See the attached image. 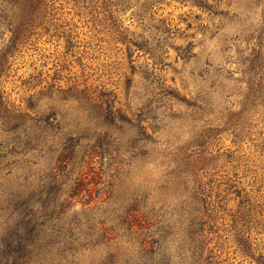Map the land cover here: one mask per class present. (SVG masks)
Listing matches in <instances>:
<instances>
[{"label": "trees", "instance_id": "16d2710c", "mask_svg": "<svg viewBox=\"0 0 264 264\" xmlns=\"http://www.w3.org/2000/svg\"><path fill=\"white\" fill-rule=\"evenodd\" d=\"M73 1L99 17V41L125 55L126 102L101 85L91 91L66 76L82 54L55 0H0V264H81L86 251L98 250L97 264H234L229 254L239 263L264 264V25L222 36L243 23L237 11L245 0ZM246 1L251 8L262 2ZM170 2L189 7L183 30L157 17L159 5ZM131 7L138 31L123 24ZM194 8L218 18L213 30L193 25L201 20ZM198 32L203 39H195ZM206 36H222V45L208 50ZM43 37L62 41L53 71L20 79L25 94L14 104L4 84L16 60L41 51ZM169 50L206 88L195 93L184 77L180 89L174 78L166 84L161 72L171 67ZM139 57L148 62L137 65ZM228 81L239 97L227 92L229 105L215 110L211 97ZM177 104L188 111L174 110ZM224 136L233 148L219 146ZM244 142L253 146V157L239 154ZM81 147L85 163L99 152L134 184L129 201L104 209L99 221L68 214L77 202L90 204L76 198L89 191L91 170L69 177ZM150 166L161 170L160 177ZM135 175H141L136 182Z\"/></svg>", "mask_w": 264, "mask_h": 264}, {"label": "rangeland", "instance_id": "374dc122", "mask_svg": "<svg viewBox=\"0 0 264 264\" xmlns=\"http://www.w3.org/2000/svg\"><path fill=\"white\" fill-rule=\"evenodd\" d=\"M227 0H222V3H225ZM258 7H249L248 1H243L241 3V8L237 12L241 15V19H244L243 23L236 25L234 27L227 28L225 33L222 36L227 38H232L237 34L239 29L243 28L245 31L248 29L258 28L260 25H264V0ZM55 5L58 6L59 14L62 20L66 21L68 24H71L75 32L77 33V40L79 41V51L82 54V58L79 63L72 62L70 63L69 70L66 76L71 79V81L78 84L80 88L84 85L89 88L91 91L98 92L99 86H103L106 89L112 90L117 95V101L122 105L125 104V91H124V73L128 71L127 62L125 55L122 52L116 53L112 49V45H108L105 42L99 41L100 38L104 37V34L100 33L101 27L99 26V17L98 19L94 18V15L88 14V10L81 7V3H74L73 0H55ZM224 4H219V8H223ZM232 12L233 8H229ZM188 6H181L179 3L170 2L169 5L161 4L157 11V17H162L170 25L178 27L180 30H183L185 27V22L182 20L186 13H188ZM191 11L196 12L200 15L201 20L193 22V25L197 23L207 24L206 26L213 30L214 27L211 22L214 24L217 23L218 18H208V16L197 9H192ZM136 12V7H131L126 9L122 14L123 24H130V29L139 30V25L137 23L136 17L132 13ZM192 20V19H191ZM193 21V20H192ZM244 31V33H245ZM187 34L194 33L193 30L187 31ZM207 33V32H206ZM196 38H202V34L199 32L195 34ZM222 36L218 38L209 40L208 36L204 37L205 47L208 50L216 49L222 45ZM43 37L38 42V47L41 51L37 53L28 52L25 53L20 59L16 60L14 65L15 71L14 75L7 78V82L4 84L5 91L8 93L7 98L10 102L14 104H20L22 98L24 97V89L20 87V79L27 77L29 74L42 71L43 76L46 74H51L52 69L50 67L53 64L54 56L58 55V52L61 50L62 41H48L46 42ZM203 39V38H202ZM180 40H177L179 42ZM228 43V42H227ZM226 43V44H227ZM230 44V42H229ZM230 55L235 56V47L233 46L230 50ZM218 55V54H217ZM47 56V57H46ZM174 52L169 50L167 61L170 63L171 67L166 68L161 72L163 79H166V84L171 83L170 78H174L172 85L181 88L180 79L184 77L186 82L189 84V87L195 91V93L203 88H206L205 83L200 81L194 82L187 72L190 67L185 68V72L182 71V63L180 61L174 62ZM148 60H145L144 57L137 58V65L145 64ZM235 67L234 64L230 65ZM176 70H174V69ZM136 81V90L142 89V83L139 80V77L135 78ZM65 80V79H64ZM64 80L63 83L64 84ZM84 81V84H81ZM226 87L224 90H218L217 93L213 94L211 97V106L218 110L229 105L228 100L237 99L238 96V86L235 83L228 81L225 82ZM181 93H184L180 90ZM227 92H233L234 96L231 99H226L224 95ZM174 110L181 113L188 111L184 105L177 104L174 106ZM172 123V122H171ZM175 127V126H174ZM263 127L264 135V126H259V129ZM188 126L186 127L187 130ZM168 129V128H166ZM167 130L162 131V136L168 135ZM2 137L0 133V138ZM219 146L222 149L233 148L231 144V138L224 136L219 142ZM84 148L81 147L78 149V153L74 158L73 168L71 175L69 176L71 180L78 176L81 168L90 169L88 179L85 183L89 191H82L77 199H80L82 196L83 200L90 202L89 205L82 206L79 202L76 203L74 208L69 211V216L76 214L81 218H90L93 221H99L102 217V211L104 209L110 210L114 207H117L122 202L129 201L134 191L133 180L123 179V171H117L115 162L111 161L109 157L102 158L99 156V152L92 155L90 162L88 161L89 157L84 154ZM246 154V157L254 156V148L251 146L250 142H244L239 145V154ZM246 157H241L243 160ZM27 158L31 159L32 155L28 154ZM46 162H42L41 170H44ZM152 168V173L154 177H160L161 170ZM144 174V172L142 173ZM140 177L135 175V182L138 181ZM132 181V182H131ZM89 194V195H88ZM92 199V200H90ZM88 206H94L93 209L89 210ZM229 257L233 259L234 264L240 262L238 256L229 254ZM99 263V250L95 253L86 251L82 257L81 264H97ZM239 264H247L246 261H242Z\"/></svg>", "mask_w": 264, "mask_h": 264}]
</instances>
